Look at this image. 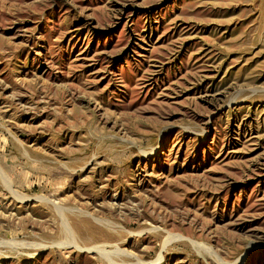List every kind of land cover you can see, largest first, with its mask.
I'll return each instance as SVG.
<instances>
[{"label": "rangeland", "instance_id": "obj_1", "mask_svg": "<svg viewBox=\"0 0 264 264\" xmlns=\"http://www.w3.org/2000/svg\"><path fill=\"white\" fill-rule=\"evenodd\" d=\"M0 264H264V0H0Z\"/></svg>", "mask_w": 264, "mask_h": 264}]
</instances>
